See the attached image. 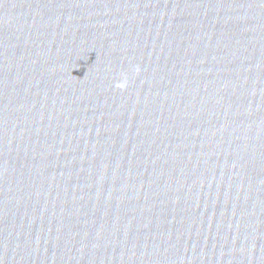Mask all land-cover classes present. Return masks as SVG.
Returning <instances> with one entry per match:
<instances>
[{
	"label": "water",
	"instance_id": "1",
	"mask_svg": "<svg viewBox=\"0 0 264 264\" xmlns=\"http://www.w3.org/2000/svg\"><path fill=\"white\" fill-rule=\"evenodd\" d=\"M0 264H264V0H0Z\"/></svg>",
	"mask_w": 264,
	"mask_h": 264
},
{
	"label": "clouds",
	"instance_id": "2",
	"mask_svg": "<svg viewBox=\"0 0 264 264\" xmlns=\"http://www.w3.org/2000/svg\"><path fill=\"white\" fill-rule=\"evenodd\" d=\"M134 71L138 73L140 71L139 67H136ZM127 83H128V79L127 76L125 75L123 79L116 84V87L120 89H124L127 86Z\"/></svg>",
	"mask_w": 264,
	"mask_h": 264
}]
</instances>
